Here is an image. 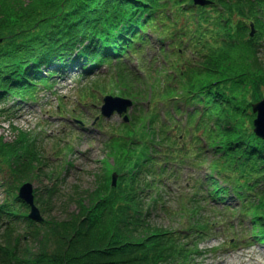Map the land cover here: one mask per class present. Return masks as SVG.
I'll list each match as a JSON object with an SVG mask.
<instances>
[{"label": "trees", "instance_id": "trees-1", "mask_svg": "<svg viewBox=\"0 0 264 264\" xmlns=\"http://www.w3.org/2000/svg\"><path fill=\"white\" fill-rule=\"evenodd\" d=\"M146 27L170 40L167 63L141 82L119 66L113 83L135 111L109 139L105 180L76 189L69 202L78 209L68 217L39 223L10 184L0 203V264H193L201 241L230 217L239 221L232 229L248 220L251 237L264 242V140L252 111L264 97V0H0V97L51 85V67L74 52L84 69L120 56ZM0 161L19 183L46 165L23 131L13 141L0 137ZM186 164L209 169L196 177L198 198L168 206L165 177ZM109 170L120 174L116 186ZM36 192V201H49ZM209 198L221 200L223 212ZM155 211L178 216L180 226L155 224Z\"/></svg>", "mask_w": 264, "mask_h": 264}, {"label": "rangeland", "instance_id": "rangeland-1", "mask_svg": "<svg viewBox=\"0 0 264 264\" xmlns=\"http://www.w3.org/2000/svg\"><path fill=\"white\" fill-rule=\"evenodd\" d=\"M160 44L158 37L150 34L144 50L140 54L136 53L138 56H126L122 59L129 70L139 73L140 79L137 82L148 79V73L152 69L144 71L142 66L149 67L153 64L150 61L155 54L158 59L156 64L161 65L162 51L158 49ZM75 55L67 57L69 63L65 67L53 66L52 69L57 68L52 79L53 86L38 87L36 101L22 100L13 95L0 98V137L5 141H13L18 132L23 131L30 133L35 139L46 165L39 178L36 177L31 182L34 190L39 191L38 195L40 193L42 198L49 199L48 202H36L45 217L55 216L59 219L77 211V203L73 200L69 202V197L75 190L94 189L99 181L105 180L106 161L113 162L107 152V142L111 130L120 125L123 117L117 113L109 118L101 114L100 108L105 95L97 84H102L99 86L105 88L107 94L128 97L121 94L122 86L113 83V78H117L113 62L103 63L90 72L83 73L79 59L74 61ZM81 92L85 93L83 98L80 96ZM144 104L147 105L146 102ZM159 107L160 111L164 110V106ZM133 110L134 107L128 114L134 113ZM171 170L165 177L167 182L162 192L163 199L168 206L173 207H177L180 199L184 198V201L191 204L199 195L197 186L195 187L198 184V174L183 166ZM111 173L108 171V176ZM16 175L18 173L11 169L9 163L0 161V203L8 198L10 184L19 183L15 179ZM52 185L58 190L50 195L48 187ZM219 202L215 205L221 209L222 204ZM43 205L45 210L41 207ZM151 218L161 226L180 225L178 216H170L165 212L155 211ZM237 231L241 232V229ZM233 236L234 232L228 230L226 225L224 228H215L201 242V252L193 264H264V242L252 241L247 244L237 243L233 239L231 245L224 244ZM233 243L235 246H232ZM216 246L218 248L214 249Z\"/></svg>", "mask_w": 264, "mask_h": 264}, {"label": "water", "instance_id": "water-1", "mask_svg": "<svg viewBox=\"0 0 264 264\" xmlns=\"http://www.w3.org/2000/svg\"><path fill=\"white\" fill-rule=\"evenodd\" d=\"M195 2L199 4H207L209 3V0H195ZM105 102L106 103L103 105L102 110L107 116L113 114L115 110L122 114L127 110L128 106L132 105V101L130 99H124L121 97L107 96L105 98ZM253 110L258 112V115L254 120L255 131L259 136L264 138V98L253 105ZM125 119H128V117L125 116ZM117 177V173H113L114 185L116 184ZM19 194L21 198L31 205L30 217L33 219L42 220L43 216L41 211L34 201L33 184L30 182L23 184L20 188Z\"/></svg>", "mask_w": 264, "mask_h": 264}]
</instances>
